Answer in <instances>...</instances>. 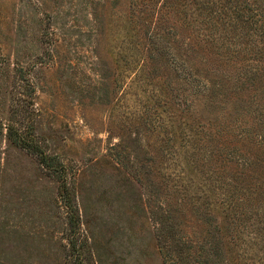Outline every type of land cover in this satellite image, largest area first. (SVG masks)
<instances>
[{
	"label": "rangeland",
	"instance_id": "374dc122",
	"mask_svg": "<svg viewBox=\"0 0 264 264\" xmlns=\"http://www.w3.org/2000/svg\"><path fill=\"white\" fill-rule=\"evenodd\" d=\"M131 1L0 0V264H264V0Z\"/></svg>",
	"mask_w": 264,
	"mask_h": 264
},
{
	"label": "trees",
	"instance_id": "16d2710c",
	"mask_svg": "<svg viewBox=\"0 0 264 264\" xmlns=\"http://www.w3.org/2000/svg\"><path fill=\"white\" fill-rule=\"evenodd\" d=\"M188 4L189 3H193L194 5L200 4L202 5L200 8L198 9H203L204 8H209L210 6H212V1L211 0H197V2H195L194 0H187ZM239 0H236V4L233 7V13L236 15V18L242 16L246 19L244 20H253V15H245V14H241V8L239 6ZM187 6L184 5L183 3H181V0H132L131 1V14L132 16H130L131 21H133L135 24L138 25V34H143L147 31V26L148 24H156L158 25L157 31L160 30H165L168 29L171 30L173 28V26H169V24L175 23L176 25L179 24L180 26L185 25V26H190L192 24V19L191 16L187 13ZM235 12H237L238 14H236ZM263 13V11H262ZM150 18H155V20H157L159 22V24H157V22H149ZM245 22V21H244ZM237 23H241L240 21H237ZM261 29V27H260ZM262 34H264V27L261 29L260 31ZM162 34V32H160ZM160 33H158L157 35H159ZM154 36V35H153ZM234 51H239L237 49H234ZM19 71V70H18ZM21 71V70H20ZM23 72V70H22ZM19 73V77L21 79L22 82H24L27 78L26 73ZM254 79V78H253ZM30 81V80H28ZM10 129V138L12 139V141L21 146L24 147L25 149L28 150H33V151H38V155L41 159V162L48 165V166H52V162H51V157L47 154H45L44 152H42L41 147L39 146V144L36 141V138L34 136V134H30L29 131L26 132H22L21 130H18L16 128H13L11 126H9ZM221 133V132H219ZM222 135V134H220ZM225 136V135H224ZM260 142V150H262L264 152V136H261V140ZM264 161V157L263 160ZM244 197V196H243ZM251 198H248V203H251ZM70 210H71V220L72 222L77 221L79 216L77 214V210H76V206L74 204H71L70 206ZM187 242V241H185ZM191 245L186 246L185 248V255L183 257V264H191V258H192V254L190 253L191 251ZM166 261L168 264H175L177 263L175 261V257L174 254L172 252V250L170 248H168L166 254ZM194 262L196 263V260H194ZM203 264H207V263H203Z\"/></svg>",
	"mask_w": 264,
	"mask_h": 264
}]
</instances>
